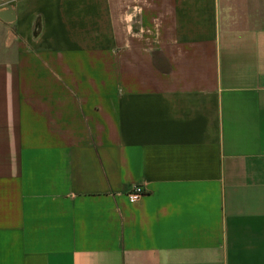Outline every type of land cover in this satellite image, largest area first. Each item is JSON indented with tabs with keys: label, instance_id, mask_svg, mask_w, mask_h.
<instances>
[{
	"label": "crops",
	"instance_id": "1",
	"mask_svg": "<svg viewBox=\"0 0 264 264\" xmlns=\"http://www.w3.org/2000/svg\"><path fill=\"white\" fill-rule=\"evenodd\" d=\"M6 6L0 264H264V0Z\"/></svg>",
	"mask_w": 264,
	"mask_h": 264
},
{
	"label": "water",
	"instance_id": "2",
	"mask_svg": "<svg viewBox=\"0 0 264 264\" xmlns=\"http://www.w3.org/2000/svg\"><path fill=\"white\" fill-rule=\"evenodd\" d=\"M0 19L8 23L14 19V14L10 6H6L4 10H0Z\"/></svg>",
	"mask_w": 264,
	"mask_h": 264
},
{
	"label": "built area",
	"instance_id": "3",
	"mask_svg": "<svg viewBox=\"0 0 264 264\" xmlns=\"http://www.w3.org/2000/svg\"><path fill=\"white\" fill-rule=\"evenodd\" d=\"M142 194V188L141 187H135L132 192L128 194V199L131 203L136 202Z\"/></svg>",
	"mask_w": 264,
	"mask_h": 264
},
{
	"label": "trees",
	"instance_id": "4",
	"mask_svg": "<svg viewBox=\"0 0 264 264\" xmlns=\"http://www.w3.org/2000/svg\"><path fill=\"white\" fill-rule=\"evenodd\" d=\"M38 28H39V25H38V23H36L35 28H34V34H36L38 32Z\"/></svg>",
	"mask_w": 264,
	"mask_h": 264
}]
</instances>
